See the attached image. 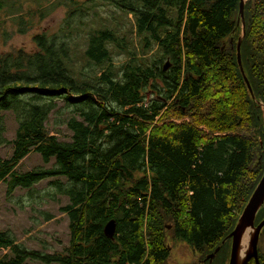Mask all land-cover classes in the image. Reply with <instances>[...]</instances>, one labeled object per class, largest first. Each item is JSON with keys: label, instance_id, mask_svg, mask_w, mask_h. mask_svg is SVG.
I'll list each match as a JSON object with an SVG mask.
<instances>
[{"label": "trees", "instance_id": "obj_1", "mask_svg": "<svg viewBox=\"0 0 264 264\" xmlns=\"http://www.w3.org/2000/svg\"><path fill=\"white\" fill-rule=\"evenodd\" d=\"M67 1L56 32L0 54V145L10 142L2 111L17 122L0 181L39 198L33 185L52 178L45 195L67 197L68 244L30 249L0 230V264H164L168 239L191 248L192 264H227L226 235L264 170V0L243 1V29L239 0H104L131 15L136 49L106 23L72 43L70 19L94 0ZM113 48L127 59L114 63ZM52 110L66 111L68 140L47 131ZM30 151L53 162L17 171ZM263 217L264 201L254 224ZM263 236L264 225L259 264Z\"/></svg>", "mask_w": 264, "mask_h": 264}, {"label": "rangeland", "instance_id": "obj_2", "mask_svg": "<svg viewBox=\"0 0 264 264\" xmlns=\"http://www.w3.org/2000/svg\"><path fill=\"white\" fill-rule=\"evenodd\" d=\"M67 0H2L0 7V54L24 48L30 50L34 47L33 35L45 32L52 34L59 27L63 26ZM83 6L84 12L75 14L69 22V39L72 43H81L82 35L86 34L90 27H98L103 23L118 28L119 32L126 33L133 43L127 45V49L137 48L134 40L133 19L130 14H125L116 9L104 0L87 2ZM21 17V18H20ZM22 22V23H20ZM80 52V50H78ZM77 51V52H78ZM73 57L77 68L83 66L81 72L86 73L89 69L81 54ZM125 53L112 49V60L119 63L127 59ZM88 71L89 75L94 70ZM62 104L58 101V105ZM4 115V136L10 140L7 144L0 145V156L8 157L12 152V140L14 138L17 122L11 111H2ZM66 111L49 113L45 121V127L50 134L58 139L68 140L71 132L64 124ZM53 159L43 162L40 155L30 151L22 157L16 165L17 171H27L34 167H49ZM47 178L34 184L33 187L39 190V198H31L27 189L16 187L11 193L6 192V185L0 181V230H9L17 242L22 243L30 249L46 252L62 251L68 244L69 230L68 219L60 207L68 202L67 197L62 194L54 196L45 195L51 190ZM64 181L63 177H59ZM248 240V236H246ZM230 240V238H229ZM245 240V233L241 242ZM169 255L164 264H192L197 260L196 254L184 242L168 239ZM261 247H264V236L261 240ZM230 250V244H229ZM229 256V254H228ZM228 261V259H227ZM27 263H37L26 260Z\"/></svg>", "mask_w": 264, "mask_h": 264}, {"label": "water", "instance_id": "obj_3", "mask_svg": "<svg viewBox=\"0 0 264 264\" xmlns=\"http://www.w3.org/2000/svg\"><path fill=\"white\" fill-rule=\"evenodd\" d=\"M243 1L239 0V18L241 19L242 29H243ZM236 60L239 66L240 72L242 73V69L240 66V56H239V41H237L236 46ZM167 64L163 66L166 68ZM244 81L246 86L251 92L250 86L247 82V79L244 77ZM264 116V112H263ZM264 201V170L257 184L255 185L252 193L250 194L246 204L244 205L241 213L239 214L237 221L233 227V229L226 235V237L230 238V250L227 264H246V262L252 258L255 264H259L258 256H257V241L258 235L261 227L264 225V217L257 223L254 224V218L258 208ZM250 228V235L247 240V249L241 259H237V251L238 247L241 243V238L244 234L246 228ZM115 230V223L113 219L108 220L103 226V232L107 237H112ZM218 246H216L209 255H207L208 259L211 260L214 253L217 251Z\"/></svg>", "mask_w": 264, "mask_h": 264}, {"label": "bare ground", "instance_id": "obj_4", "mask_svg": "<svg viewBox=\"0 0 264 264\" xmlns=\"http://www.w3.org/2000/svg\"><path fill=\"white\" fill-rule=\"evenodd\" d=\"M250 230H251V229L248 227V228H246L245 231H244V233H245V240L242 241V242L240 243L239 247H238V251H237V259H238V260L241 259V258L243 257V255H244V253H245V251H246V249H247V239H246V236L249 237V235H250Z\"/></svg>", "mask_w": 264, "mask_h": 264}]
</instances>
